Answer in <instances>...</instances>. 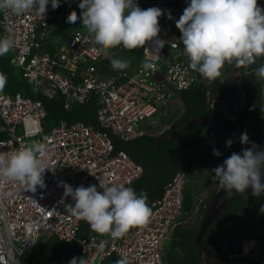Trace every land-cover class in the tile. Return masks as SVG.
<instances>
[{
    "label": "built area",
    "instance_id": "2783aa9c",
    "mask_svg": "<svg viewBox=\"0 0 264 264\" xmlns=\"http://www.w3.org/2000/svg\"><path fill=\"white\" fill-rule=\"evenodd\" d=\"M74 1L0 0L1 45L28 89L27 94H6L0 88V264H29L34 246L49 237L76 242L82 262L45 264H106L110 258L119 264H164L182 213L188 178L183 172L132 231L116 223L102 239L77 238L86 206L118 200L142 175L133 159L113 152L108 134L130 141L169 129L166 121L178 103L171 91L200 82L196 75L204 62H217L222 70L238 66V46L247 29L264 24V0H242V13L222 17L215 16L219 9L237 0H172L170 10L162 5L150 25L141 64L112 75H101L99 64L116 57L149 3L78 0L95 5L78 11L79 19H89V27H74L62 45L45 49ZM222 26L227 36L219 35ZM57 95L66 111L72 103H92L96 126L60 121L46 130L38 97Z\"/></svg>",
    "mask_w": 264,
    "mask_h": 264
},
{
    "label": "trees",
    "instance_id": "16d2710c",
    "mask_svg": "<svg viewBox=\"0 0 264 264\" xmlns=\"http://www.w3.org/2000/svg\"><path fill=\"white\" fill-rule=\"evenodd\" d=\"M149 4L140 14V24L136 32L126 39L121 50H118L116 57H110L99 64L101 75H112L121 69L126 68L131 62L141 63L142 49L150 31V25L157 20V14L165 5V12L172 7V0H146ZM90 8V6L85 7ZM94 8L93 6L91 9ZM245 10V3L237 0L234 6H223L219 9L216 17H222L226 13H242ZM246 26V24H244ZM264 27V26H263ZM223 26L219 29L220 36H227ZM264 32V31H263ZM239 36V35H237ZM264 36V35H263ZM242 38V36H240ZM264 42V40H263ZM238 44L242 41L238 40ZM182 46L185 42L182 41ZM248 48L246 45L241 46ZM10 54L1 45L0 33V88L6 94L16 92L28 93L27 86L22 80L19 71L13 69L10 64ZM251 83L243 86L245 92L244 105L232 120L222 112L212 109L208 103L204 92L205 84L198 82L188 90L180 91L177 99L182 104V110L176 112L177 120L170 125V128L158 136L143 135L130 141H123L118 137L108 134V138L113 144V152H124L134 162L141 166L142 175L134 181L129 191L122 194L118 200L107 203L88 205L84 208L81 216L77 238L85 237L96 230L97 239H102L110 228L116 223L123 226L125 232L135 229L143 220V213L152 208V203L160 199L166 185L174 178L177 173L183 172L187 176L192 174L195 169L201 168L204 171L203 184L209 182V178L215 176L216 183H219L216 176V167L210 155L214 139L212 131L206 126H194L186 132L176 136L170 141L150 148L161 138L167 136L174 129L186 121L203 117L212 121L222 133L225 141L230 146H235L243 150L249 156H258L264 161V109L261 100L262 79L248 75ZM46 112L44 125L46 130L57 125L60 121L71 124L83 121L87 124L96 126L95 107L92 103L78 105L72 103L71 110L63 108V97L57 95L55 99H47L39 96ZM148 150V151H146ZM226 160L230 168L236 172L250 171L253 166L243 160L239 155L226 151ZM201 179V178H200ZM187 184V183H186ZM215 191L210 198L205 201L208 206ZM193 198L186 186L182 213L179 218V225L174 229L169 250L163 256L164 264H200L193 243L198 228L201 224L204 209L201 211V219L196 227L189 224H181L194 209ZM261 206L264 211V195L248 193L229 204L223 213L211 222L203 234L201 244L206 246L210 252L227 260L230 264H264V247L261 248L256 259L242 257L239 259H228L223 249V243L228 240V236L235 237L237 229H225L224 225L233 221V225L246 227L250 222L252 214L244 217L234 218L238 207ZM262 211V210H261ZM59 259H68L74 263H81L79 245L75 242L66 244L54 237H49L44 241L38 242L30 255L29 264H45ZM106 264H119L115 259L110 258ZM219 264V263H215Z\"/></svg>",
    "mask_w": 264,
    "mask_h": 264
},
{
    "label": "water",
    "instance_id": "95a60500",
    "mask_svg": "<svg viewBox=\"0 0 264 264\" xmlns=\"http://www.w3.org/2000/svg\"><path fill=\"white\" fill-rule=\"evenodd\" d=\"M250 22L251 19H250ZM258 30L254 27L247 29V35L244 39V45L248 46L256 40ZM259 50L256 48L251 50L244 48L239 55V66L235 72L246 75H258L264 80V42L258 44ZM257 45V47H258ZM242 49V47H241ZM234 72V73H235ZM230 70L218 69L217 62H204L198 70L196 78L198 81L205 83L206 89L204 95L212 109L222 112L226 117L234 120L239 112V102L241 97V89L229 77ZM166 90H170L165 87ZM173 95H177L176 91H171ZM262 104L264 106V82L261 86ZM206 126L212 131L214 144L210 155L216 167V176L219 181L215 188V193L205 209L204 216L198 228L197 234L193 239L196 253L201 260L200 264H230L227 260L213 254L209 249L201 244L203 234L224 209L233 201L248 194L257 193L264 195V161L258 156H249L243 150L235 146H230L224 139L218 127L210 120L203 117H196L186 121L179 127L174 129L167 136L161 138L150 148L158 146L170 141L176 136L186 132L194 126ZM231 151L239 155L243 160L250 163L253 168L250 171L236 172L230 168L226 160V151ZM148 151V150H146ZM134 161V160H133ZM232 192H236L232 194ZM227 252L231 255L254 257L255 247L245 241L227 240L223 243Z\"/></svg>",
    "mask_w": 264,
    "mask_h": 264
},
{
    "label": "rangeland",
    "instance_id": "374dc122",
    "mask_svg": "<svg viewBox=\"0 0 264 264\" xmlns=\"http://www.w3.org/2000/svg\"><path fill=\"white\" fill-rule=\"evenodd\" d=\"M80 5L81 4L78 0L74 1L69 15L66 17L65 21L63 22V26L52 34L50 41L45 43L44 45L45 49L50 51V50H53L54 45L59 46L64 41V39L68 37L71 31V26H70L71 24H74L76 22L78 24V22H82L84 23L86 27H89L90 25L89 19L82 20L77 17L78 11L80 9ZM129 67L130 66L128 65V63H126V68H129ZM174 117H177L175 111L173 112L171 119L169 121L167 120L166 123H170L174 119ZM193 176L195 178H187L186 188L190 192V195L193 198L192 200L193 204L194 206H197L196 209L198 210L196 211L194 209L192 213L190 214V216L186 218L184 223L186 224L188 223L189 225L196 227L200 219V210L203 208L202 203L206 201V198H207L206 195L209 192L215 191L216 187L214 188L213 186H211V184L209 185V183H205V184L200 183L197 177H200L201 179L202 177H204V171L202 170L198 172L196 171L193 174ZM200 199H201V202L199 201ZM249 213H252V216H253V220L250 221V227L252 228V231L256 232L257 237L262 239L260 244L264 245V211L254 209V210H249Z\"/></svg>",
    "mask_w": 264,
    "mask_h": 264
},
{
    "label": "flooded vegetation",
    "instance_id": "af4514ba",
    "mask_svg": "<svg viewBox=\"0 0 264 264\" xmlns=\"http://www.w3.org/2000/svg\"><path fill=\"white\" fill-rule=\"evenodd\" d=\"M264 24H260V25H257L255 28L258 30V33H257V35H256V40L254 41V42H252L251 44H249L247 47L249 48V49H251V50H253V49H255L256 48V51H258L259 50V43H261V42H263V40H264ZM257 45H258V47H257ZM239 66V65H238ZM238 66H235V68L236 67H238ZM228 70H231V68H228ZM231 72V71H230ZM233 72V71H232ZM231 72V73H232ZM230 73V74H231ZM235 74H238V75H236V76H238V78L237 77H234L233 75H234V73H232V75H231V77H230V79L232 80V81H234L235 83H237V85L240 87V89H241V97H240V102H239V108L241 109V107L244 105V101H245V92H244V90H243V86H248L250 83H251V81L250 80H248V75H244L243 73H237V72H235ZM255 75V74H254ZM253 77H257L258 79H262L260 76H258V75H255V76H253ZM262 84H263V82H264V80L262 79ZM262 86V85H261ZM261 100H262V94H261ZM262 107H263V109H264V106H263V104H262ZM261 153H264V150H261L260 151V154ZM202 169L201 168H197V169H195L194 170V172L192 173V174H190V175H188V178H195L194 176H193V174L197 171H201ZM198 175V174H197ZM198 178V180L200 181V183H203V180L202 179H200V177H197ZM209 185L211 184V186H213L214 188L217 186V184L218 183H216V178H215V176H212V177H210L209 178ZM214 190V189H213ZM236 192H232V194H235ZM211 194H212V192H209L207 195H206V200H208L209 198H210V196H211ZM200 202H201V199L199 200ZM204 203L205 202H203L202 203V205L204 206ZM231 204V203H230ZM193 206H194V204H193ZM195 207V206H194ZM197 207V206H196ZM203 209V208H202ZM201 209V210H202ZM254 209H258V210H262L263 211V209H262V207L261 206H250V207H246V208H242V207H238L236 210H237V212H236V215H235V217L234 218H238V217H244L245 218V216H246V214H248L249 213V210H254ZM201 210H200V212H201ZM225 210V209H224ZM248 212V213H247ZM249 214H252V213H249ZM255 216V215H254ZM251 220H253V216L251 215V217H250V221ZM186 224V223H185ZM188 224V223H187ZM242 225H239V224H236L235 226L233 225V221H229V222H227V224H225L224 225V228L225 229H231V228H236L237 229V235L235 236V237H232V236H228V240H233V241H245V242H248L249 244H252V245H254V247H255V252H256V254H255V256L254 257H249V256H247V255H245V256H237V255H231V254H229L228 252H227V250H226V248H225V246H223V249H224V251L226 252V257L228 258V259H239V258H242V257H247V258H254V259H256V257H257V255H258V253H260V250H261V248L262 247H264V245L262 244H260V242L262 241V239H260V238H258L257 237V235H256V232L255 231H252V228L250 227V222H249V224L246 226V227H241ZM262 236V235H261ZM263 238V237H262ZM227 241V240H226ZM261 245V246H260Z\"/></svg>",
    "mask_w": 264,
    "mask_h": 264
},
{
    "label": "crops",
    "instance_id": "0c3cea01",
    "mask_svg": "<svg viewBox=\"0 0 264 264\" xmlns=\"http://www.w3.org/2000/svg\"><path fill=\"white\" fill-rule=\"evenodd\" d=\"M81 5H80V7H88V6H90V8L93 6H95L92 2L91 3H80ZM78 20V19H77ZM65 21V20H64ZM63 21V22H64ZM63 26V23H62V25L59 27V28H61ZM71 26V29H73L74 27H77V28H80V29H84V28H86V26L84 25V23H82V22H78V24H77V22L76 23H74V24H71L70 25ZM59 30V29H58ZM65 39H67V38H65ZM64 39V41L60 44V42H59V44L60 45H62L66 40ZM59 45V46H60ZM54 46H56V45H54ZM59 46H57V47H59ZM241 52V47H239L238 46V52ZM141 64V63H140ZM140 64H138L137 62H131L130 64H129V68L127 69V70H134L136 67H138ZM236 68L234 67V68H231V72L233 71V70H235ZM223 70H226V69H223ZM230 72V73H231ZM235 71H233L232 73H234ZM232 73L229 75L230 77H231V75H232ZM236 75H238V74H235L234 73V77H237L238 78V76H236ZM182 104H181V102L178 100V103H174V107H173V112L175 111V112H177V110L179 111H181L182 109ZM173 112L171 113V117H172V114H173ZM177 118H178V116L177 117H174V119L169 123V125L170 124H172L173 122H175L176 120H177ZM100 203H102V202H100ZM98 204V203H97ZM194 210V209H193ZM192 210V211H193ZM192 211H191V213H192ZM95 234H96V230H93L92 231V234H90V235H94L95 236ZM107 235V233L103 236V238L105 237Z\"/></svg>",
    "mask_w": 264,
    "mask_h": 264
},
{
    "label": "clouds",
    "instance_id": "9594fccd",
    "mask_svg": "<svg viewBox=\"0 0 264 264\" xmlns=\"http://www.w3.org/2000/svg\"><path fill=\"white\" fill-rule=\"evenodd\" d=\"M204 208L206 209V207H205V203H204ZM204 208H203V209H204ZM203 209H202V210H203ZM205 209H204V213H205ZM202 210H201V211H202ZM200 213H201V212H200ZM200 216H201V214H200ZM203 216H204V214H203ZM203 216H202V218H203ZM200 219H201V217H200ZM200 219H199V221H200Z\"/></svg>",
    "mask_w": 264,
    "mask_h": 264
}]
</instances>
